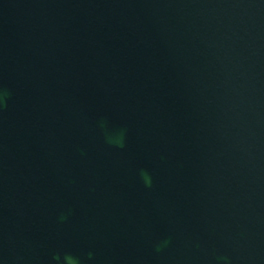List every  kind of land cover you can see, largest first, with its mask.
<instances>
[{"label":"water","instance_id":"obj_1","mask_svg":"<svg viewBox=\"0 0 264 264\" xmlns=\"http://www.w3.org/2000/svg\"><path fill=\"white\" fill-rule=\"evenodd\" d=\"M0 264H264V0H0Z\"/></svg>","mask_w":264,"mask_h":264}]
</instances>
